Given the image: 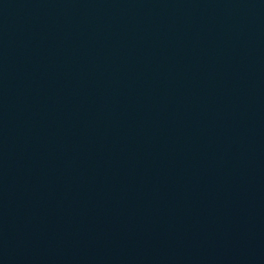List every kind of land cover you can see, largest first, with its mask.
Wrapping results in <instances>:
<instances>
[{
	"label": "water",
	"instance_id": "water-1",
	"mask_svg": "<svg viewBox=\"0 0 264 264\" xmlns=\"http://www.w3.org/2000/svg\"><path fill=\"white\" fill-rule=\"evenodd\" d=\"M0 264H264V0H0Z\"/></svg>",
	"mask_w": 264,
	"mask_h": 264
}]
</instances>
